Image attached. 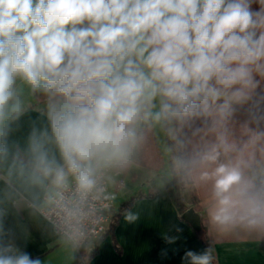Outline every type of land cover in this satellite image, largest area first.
I'll return each instance as SVG.
<instances>
[{
	"label": "clouds",
	"instance_id": "clouds-1",
	"mask_svg": "<svg viewBox=\"0 0 264 264\" xmlns=\"http://www.w3.org/2000/svg\"><path fill=\"white\" fill-rule=\"evenodd\" d=\"M173 182L215 238L183 264L264 243V0H0V264H46L9 217L90 264L121 201Z\"/></svg>",
	"mask_w": 264,
	"mask_h": 264
},
{
	"label": "crops",
	"instance_id": "crops-1",
	"mask_svg": "<svg viewBox=\"0 0 264 264\" xmlns=\"http://www.w3.org/2000/svg\"><path fill=\"white\" fill-rule=\"evenodd\" d=\"M140 192L150 197L137 199L127 210L138 213L139 218L134 222L126 221L127 211L120 212V205L131 196L121 201L90 264H183L185 251L204 249L190 223L177 213L165 187ZM115 216L117 221L112 226ZM198 223L204 229L206 242L212 244L215 238L206 234L199 215ZM7 227L12 229L13 242L33 258L39 257L46 264H67L65 252L48 238L43 225L34 222L26 212L20 214L19 220L9 217ZM166 236L175 238V242L168 243ZM215 248L217 264H264V243L217 240Z\"/></svg>",
	"mask_w": 264,
	"mask_h": 264
},
{
	"label": "trees",
	"instance_id": "trees-1",
	"mask_svg": "<svg viewBox=\"0 0 264 264\" xmlns=\"http://www.w3.org/2000/svg\"><path fill=\"white\" fill-rule=\"evenodd\" d=\"M254 10H258L259 5L258 4H253L252 5ZM237 120L242 121L244 119V116L241 113H237ZM165 188L168 191L169 194V198L173 204V206L175 207L176 211L178 214H182L184 211H186V204L184 202V198L181 196L178 187L175 185V183H170L168 185L165 186ZM142 197H150V195H144L142 192L138 191L136 194L132 195L127 201L123 202L120 205V212H124L127 211L128 209H130L132 207V205L134 204V202ZM191 203H193V205H196L198 203V200L195 196L190 198ZM194 209V208H193ZM195 210V209H194ZM117 221V216L114 217V219H112V226L115 225ZM111 226V227H112ZM192 230L194 231V234L196 235V237L199 239V241L201 242L202 246L204 248L208 247V243L205 240L204 237V229L200 228L199 230H195L192 228ZM111 231V228H110ZM96 253V247L93 249L92 253H91V257ZM90 257V258H91Z\"/></svg>",
	"mask_w": 264,
	"mask_h": 264
},
{
	"label": "water",
	"instance_id": "water-1",
	"mask_svg": "<svg viewBox=\"0 0 264 264\" xmlns=\"http://www.w3.org/2000/svg\"><path fill=\"white\" fill-rule=\"evenodd\" d=\"M184 219H186L193 229L199 230L198 215L193 212L192 209H187L182 213Z\"/></svg>",
	"mask_w": 264,
	"mask_h": 264
},
{
	"label": "built area",
	"instance_id": "built-area-1",
	"mask_svg": "<svg viewBox=\"0 0 264 264\" xmlns=\"http://www.w3.org/2000/svg\"><path fill=\"white\" fill-rule=\"evenodd\" d=\"M83 254L80 252V253H78V258L80 257V256H82ZM74 264H79V259H77V261L76 262H74Z\"/></svg>",
	"mask_w": 264,
	"mask_h": 264
}]
</instances>
